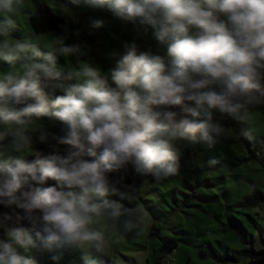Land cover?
<instances>
[{"label": "clouds", "instance_id": "9594fccd", "mask_svg": "<svg viewBox=\"0 0 264 264\" xmlns=\"http://www.w3.org/2000/svg\"><path fill=\"white\" fill-rule=\"evenodd\" d=\"M72 2L151 29L166 56L126 43L102 75L79 59L87 47L14 39L24 0H0V61L15 69L0 74V206L12 209L0 212V264H37L32 251L104 255L110 233L139 234L144 210L124 203L135 190L111 174L130 166L157 180L176 175L178 142L213 146L229 134L224 115L247 121L264 97V0ZM60 56L77 57L76 66L61 69ZM41 117L60 122L63 134L36 124ZM34 135L51 151L34 149Z\"/></svg>", "mask_w": 264, "mask_h": 264}, {"label": "rangeland", "instance_id": "374dc122", "mask_svg": "<svg viewBox=\"0 0 264 264\" xmlns=\"http://www.w3.org/2000/svg\"><path fill=\"white\" fill-rule=\"evenodd\" d=\"M42 1L64 22L57 30L37 35L29 18ZM16 19L14 39H38L42 49L58 47L61 39L81 45L82 50L87 47L90 50L79 59L98 67L105 76L124 54L126 43L135 42L138 51L151 50L166 56V47L153 37L151 29L118 21L107 8H92L83 2L24 0ZM92 19H103L105 27L91 28ZM76 63L75 56L58 57L61 69ZM9 70L15 69L0 61V74ZM237 121L249 145L233 129L211 147L199 138L198 142L180 141V168L176 175L131 184L136 198L124 203L144 210L145 227L139 234L110 233L112 247L104 255L92 250L43 255L32 251L28 255L37 264H83L84 257L102 260L103 264H226L217 259L250 245L264 248V109L249 110L247 121ZM35 122L52 133L63 134L58 121ZM33 141L36 149L40 141L35 135ZM254 190L262 197L254 206L244 205ZM168 237L177 240L171 252L163 247ZM52 256L59 259L53 260ZM236 264H248V259L241 258Z\"/></svg>", "mask_w": 264, "mask_h": 264}, {"label": "trees", "instance_id": "16d2710c", "mask_svg": "<svg viewBox=\"0 0 264 264\" xmlns=\"http://www.w3.org/2000/svg\"><path fill=\"white\" fill-rule=\"evenodd\" d=\"M29 22L31 25V28L33 32L37 35L43 34L52 30L59 29L63 24V19L59 17L55 11L47 5L44 1H42L37 8L34 10V12L30 15ZM61 92L57 91L55 95H60ZM53 98V94H49V99ZM191 103V102H189ZM256 109H264V97L261 98L260 102L255 104L250 108V110H256ZM218 118H220V114L217 113ZM35 121H55L52 119H49L47 117H41V118H33ZM221 122L228 128L233 129L234 132L240 136V139H243L245 141L246 145H249L247 142V138L243 136L242 129L240 125H238L237 119L224 115ZM36 150L41 151L42 153L47 154L51 151V148L47 143H39L36 144ZM97 155L100 152V149H97ZM33 156H28L27 159L31 160L33 159ZM111 175L115 177H124L125 181L128 185L131 184H143L146 180L153 181L156 178L151 174L146 175H137L134 173L133 169L129 166L126 168H122ZM54 184L53 181H49L47 185L44 186H50ZM262 197L260 192L258 190H254L253 193L249 196H247L244 200V205L246 206H254L258 202L259 197ZM12 209L4 208L3 206H0V212H10ZM245 243V242H243ZM177 246V240L172 237H168L164 243L163 247L167 248L170 252L174 250V248ZM241 258H247L248 264H264V248L261 249H254L253 246L245 247L241 250H233L232 252L219 257L217 260L226 263V264H236Z\"/></svg>", "mask_w": 264, "mask_h": 264}]
</instances>
